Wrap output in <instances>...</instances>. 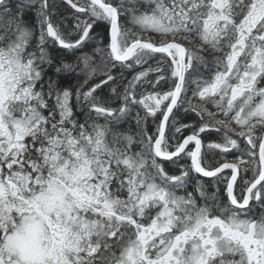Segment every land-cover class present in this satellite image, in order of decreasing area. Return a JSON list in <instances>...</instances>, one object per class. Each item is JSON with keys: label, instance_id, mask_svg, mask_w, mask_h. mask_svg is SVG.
Here are the masks:
<instances>
[{"label": "snow or ice", "instance_id": "6c2138e0", "mask_svg": "<svg viewBox=\"0 0 264 264\" xmlns=\"http://www.w3.org/2000/svg\"><path fill=\"white\" fill-rule=\"evenodd\" d=\"M0 264H264V0H0Z\"/></svg>", "mask_w": 264, "mask_h": 264}, {"label": "trees", "instance_id": "16d2710c", "mask_svg": "<svg viewBox=\"0 0 264 264\" xmlns=\"http://www.w3.org/2000/svg\"><path fill=\"white\" fill-rule=\"evenodd\" d=\"M88 51H90V49H88ZM70 62V61H69Z\"/></svg>", "mask_w": 264, "mask_h": 264}, {"label": "flooded vegetation", "instance_id": "af4514ba", "mask_svg": "<svg viewBox=\"0 0 264 264\" xmlns=\"http://www.w3.org/2000/svg\"><path fill=\"white\" fill-rule=\"evenodd\" d=\"M231 158V157H230Z\"/></svg>", "mask_w": 264, "mask_h": 264}]
</instances>
